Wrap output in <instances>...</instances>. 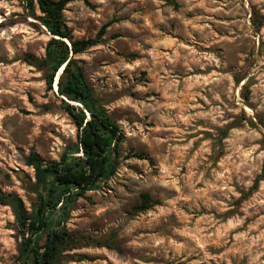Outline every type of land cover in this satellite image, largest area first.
<instances>
[{
    "label": "rangeland",
    "instance_id": "obj_1",
    "mask_svg": "<svg viewBox=\"0 0 264 264\" xmlns=\"http://www.w3.org/2000/svg\"><path fill=\"white\" fill-rule=\"evenodd\" d=\"M63 14L74 41L108 25L75 58L124 142L117 173L66 222L90 239L59 264H264V0H88ZM41 16L0 0V264H18L20 245L1 197L30 209L28 156L58 161L77 142L28 62L51 38Z\"/></svg>",
    "mask_w": 264,
    "mask_h": 264
},
{
    "label": "trees",
    "instance_id": "obj_2",
    "mask_svg": "<svg viewBox=\"0 0 264 264\" xmlns=\"http://www.w3.org/2000/svg\"><path fill=\"white\" fill-rule=\"evenodd\" d=\"M35 1L42 13L39 19L51 38L45 56H30L28 62L44 72L48 92L53 91L57 80V95L77 127V142L69 145L58 161L44 162L36 153L28 156L26 164L33 168L35 177L30 209L15 195L2 196L1 203L11 208L16 221L20 238L18 264H59L65 250L76 249L90 239L71 233L66 222L80 198L101 188L119 170L124 134L75 58L97 46L108 25L93 39L74 41L63 11L72 2L88 0H27L32 8ZM263 178L264 167L254 188ZM150 202V196L143 195L140 208L148 209ZM96 244L120 250L110 242Z\"/></svg>",
    "mask_w": 264,
    "mask_h": 264
},
{
    "label": "bare ground",
    "instance_id": "obj_3",
    "mask_svg": "<svg viewBox=\"0 0 264 264\" xmlns=\"http://www.w3.org/2000/svg\"><path fill=\"white\" fill-rule=\"evenodd\" d=\"M66 40V39H65ZM67 41V40H66ZM55 88L57 89V80H56V85H55ZM57 91V90H56Z\"/></svg>",
    "mask_w": 264,
    "mask_h": 264
},
{
    "label": "water",
    "instance_id": "obj_4",
    "mask_svg": "<svg viewBox=\"0 0 264 264\" xmlns=\"http://www.w3.org/2000/svg\"><path fill=\"white\" fill-rule=\"evenodd\" d=\"M69 45H71L69 42H68V40L66 41Z\"/></svg>",
    "mask_w": 264,
    "mask_h": 264
}]
</instances>
